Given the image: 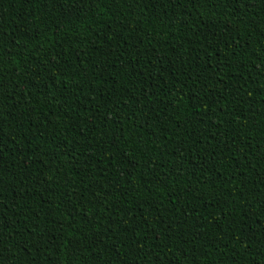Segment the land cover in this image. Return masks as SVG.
<instances>
[{"label":"trees","instance_id":"obj_1","mask_svg":"<svg viewBox=\"0 0 264 264\" xmlns=\"http://www.w3.org/2000/svg\"><path fill=\"white\" fill-rule=\"evenodd\" d=\"M0 264H264V0H0Z\"/></svg>","mask_w":264,"mask_h":264}]
</instances>
